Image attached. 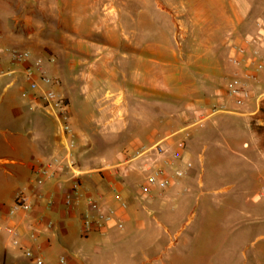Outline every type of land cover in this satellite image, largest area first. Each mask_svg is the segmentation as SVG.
Returning a JSON list of instances; mask_svg holds the SVG:
<instances>
[{
  "label": "rangeland",
  "instance_id": "rangeland-1",
  "mask_svg": "<svg viewBox=\"0 0 264 264\" xmlns=\"http://www.w3.org/2000/svg\"><path fill=\"white\" fill-rule=\"evenodd\" d=\"M73 2L74 13L66 15L77 19L76 27L70 24L55 32L70 41H82L88 51L78 55L71 49L57 61L41 58L48 74L59 81L60 88L58 84L53 88L67 101L73 135H84L80 149L89 151L92 166L153 142L149 134L157 130L160 134L176 131L174 138L184 139L180 150L192 167L179 191L162 198L144 199L138 194L140 175L117 177L123 180L126 195L122 199L132 216L123 224L127 234L118 238L117 228L112 229L106 243L85 241L79 233L76 243L69 245L57 239L52 261L63 259L67 264L84 242L82 254L92 260L101 255L103 264H264V165L245 146L246 142L252 145L254 115L240 114L243 108L235 110L239 114L212 111L232 71L231 44L241 42L263 17L264 0ZM42 34L47 41L46 31ZM72 57L83 59L74 72ZM21 86L28 87L20 81L0 89L1 115L6 113L7 101L18 105ZM176 89L180 94H174ZM186 101L204 105L205 110L193 114L184 109ZM135 104L140 109L137 121L147 125L134 123ZM113 105L130 108L125 110L127 125L120 134L107 132L111 124L105 122L114 114H107L106 108ZM184 113L191 116L183 118ZM36 115L52 134V118ZM94 124L96 136L91 134ZM8 127L0 123V129ZM258 135L264 149V136ZM34 164L38 167L43 162ZM37 179L34 171L28 178L0 171V264H36L27 250L13 245L4 227L19 217L8 213L12 194L28 192L27 184ZM34 254L42 264H51L40 252ZM85 260L80 255L78 262L93 264Z\"/></svg>",
  "mask_w": 264,
  "mask_h": 264
},
{
  "label": "crops",
  "instance_id": "crops-1",
  "mask_svg": "<svg viewBox=\"0 0 264 264\" xmlns=\"http://www.w3.org/2000/svg\"><path fill=\"white\" fill-rule=\"evenodd\" d=\"M73 1L74 0H0V31L2 33V35H0V68L15 70L12 75L0 76V89L6 90L9 86L15 85L20 81L26 83L21 73L22 64L11 62L7 55L6 49L14 48L12 46H19L22 49L30 50L33 57H41L44 55L47 58L55 59V61H57V58L60 55L65 56V54L70 53L71 49L74 50L73 53L76 51L78 55L82 54L84 49L88 51V49L84 48V43L82 41H70L65 35L56 34L55 32L57 29L70 28L71 25L76 27L75 24H77V19L75 20L74 16L69 18L66 15L70 12L74 13L75 3ZM9 15H13V18H10ZM16 15L20 16L17 17ZM42 31H46L47 41L42 39ZM256 31L257 29L254 25L252 31L247 34H253ZM258 57L264 61V44L259 48ZM73 60L76 61V64H72L71 72H74L76 67H78L77 65L83 61L82 57H75ZM230 69H233L231 64ZM259 79V83L252 84L251 97L240 107L245 110L244 113L240 114L250 116L259 113V107L264 98V96H260L261 92L264 91V71L260 72ZM21 90L23 92L20 101L17 102L18 105L12 104L9 100L4 105L6 113H4V115L0 114V123L6 124L7 127L9 125L8 128L0 129V171L19 178H28L35 168V161L44 162L52 155L64 154L65 145L63 144V139L58 130V123L52 116L45 113L42 100L39 97H36L40 95L41 88L39 87L37 89L36 96L33 95V92H27L25 86H21ZM176 92H174V94H180L177 89ZM1 97L2 93L0 92V104ZM10 98L15 100L14 96H11ZM224 98L223 91L220 102H222ZM129 109L130 108L128 107L126 110L125 107H122L121 105H113L106 108L107 114L108 111L111 114H114V117H109L105 122L106 124H111L110 129L107 131L108 134H120L123 131V127L127 125L124 121L125 110L128 112ZM184 109L196 114L204 111L205 106L199 104L195 105L190 101H186L184 103ZM138 110H140L139 105L135 104L132 108V117L135 124L142 125L141 123L144 121H137L140 116ZM235 110L227 112L239 114V112ZM36 113H43L49 118H52V134H50V131L48 132L47 123L40 121ZM189 116H191V113L183 114V118ZM255 123L264 124V121L261 118H256ZM144 124L147 125L148 122H144L143 125ZM187 125L179 128L178 131H183L185 127H188ZM175 132L176 131L164 132L160 134L157 130H152L149 134L150 137H152L150 141L162 139L171 135L170 139L175 142L178 139H181L174 138ZM91 134L93 136L98 134V129L95 124L91 127ZM250 136L252 139V145L246 142L245 146L254 151L255 157L259 160L258 164L264 165V149L260 145V136L253 131H251ZM83 137L84 135L82 134L73 135L74 146L72 149L75 159L80 163V166L87 171L80 179V192L82 196L92 194L96 197L97 202L105 209L107 207L113 208L116 216L123 220V224L126 221H130L132 217L131 213L121 205L120 201L111 190V185L116 184L120 189L121 194L126 195L123 180H117V177H114L109 171H98L99 166H92V161L88 157L89 151L87 149L86 151L80 149V141ZM139 145L141 144L136 145L135 148ZM120 157H122V154L118 155V158ZM7 163L12 164V167H5L4 164ZM67 176V172L62 171L55 180H44L39 184L37 182L31 183L27 184L26 187L28 192L38 191L44 194L54 195L53 204L49 209L45 208L44 199H41L31 211L32 216L44 213L47 217H50L54 221L52 229H40L39 231L33 232L27 227L28 219L21 217H18L11 222L20 230V246L23 247L20 249H30L33 252H40L51 264L66 263V260L60 262L61 259L56 262L52 261L51 256L53 251L57 249L56 246H58L57 239L62 241L64 245H69L71 243H76L75 239L79 233L82 235L81 238L85 241L99 239L106 243L110 239L112 229L117 228L116 226L106 225L102 231H91L89 233L82 232L81 219L83 211L87 206L83 197L78 200V203L74 208H67L63 204V194L69 187ZM125 176L126 178L137 176V173L136 171H126ZM184 179L185 178L181 179L178 183L173 184L165 192L163 197H167L168 194L174 190L179 191V188L185 182ZM135 188L138 192L137 185ZM14 194L15 192L12 194V203ZM143 197H145L144 199L162 198V196L156 195ZM135 211V208L131 209V212ZM116 230H118V238H123L127 234L122 229L117 228ZM83 246L84 242L81 247ZM62 247L63 249H66L68 246ZM81 247L80 249L83 250ZM96 247L97 246L94 247V251H96ZM80 249L74 252V257L70 258L67 264H84V262H78L80 255L82 259H86L85 261L87 263L103 264V257L101 255L92 260V258H89L85 253L82 254ZM98 253L101 254L100 251ZM130 257H133V251L130 252Z\"/></svg>",
  "mask_w": 264,
  "mask_h": 264
},
{
  "label": "built area",
  "instance_id": "built-area-1",
  "mask_svg": "<svg viewBox=\"0 0 264 264\" xmlns=\"http://www.w3.org/2000/svg\"><path fill=\"white\" fill-rule=\"evenodd\" d=\"M257 31L246 34L241 42L231 44L232 53L229 55V63L233 69L224 85V100L213 105L212 111H234L244 105L252 94V84L259 83V74L264 71V61L258 57L259 48L264 44V13L263 17L255 22ZM9 60L22 64L21 73L27 83V92L36 91L40 87L39 97L43 102L45 113L52 116L58 123V130L65 145L62 155H52L41 166L34 168L38 174L37 183L44 180H55L59 173L66 171L69 187L64 192L62 201L67 208H74L78 200L83 197L86 209L83 211L81 228L83 233L102 231L106 225L123 228V220L116 216L111 207L106 209L97 202L92 194L82 196L80 192L81 176L87 171L73 155V132L69 121V107L65 98L56 91L53 86L58 84L57 78L51 77L41 57H33L28 49H6ZM14 69L0 68V76L12 75ZM260 96H264V91ZM184 131V129H183ZM187 136L188 133L185 132ZM171 135L155 140L149 144H141L133 150H124L122 157L115 160H105L98 167V171H109L114 177H125L126 171H136L140 175L137 183L138 192L143 196H162L175 183L185 178L191 170L192 162L183 155L181 148L185 147L184 139L173 142ZM112 192L116 195L121 205L125 207L120 189L116 184L111 185ZM44 199L45 208L49 209L53 204L54 195L35 192H16L13 203L8 211L9 216L18 215L28 219L27 227L31 231L40 229L50 230L54 221L44 213L31 215L39 200ZM1 230V227H0ZM4 231L12 236L13 245H20V230L14 223H8ZM20 248H23L20 246ZM32 255V262L42 264V259L32 250L26 249ZM34 254V255H33ZM64 260L61 259L60 262Z\"/></svg>",
  "mask_w": 264,
  "mask_h": 264
},
{
  "label": "trees",
  "instance_id": "trees-1",
  "mask_svg": "<svg viewBox=\"0 0 264 264\" xmlns=\"http://www.w3.org/2000/svg\"><path fill=\"white\" fill-rule=\"evenodd\" d=\"M256 118H261L264 121V98L262 99L261 105L259 107V113L254 115L253 119L255 120ZM253 129L257 134H261L264 136V124H256L254 122Z\"/></svg>",
  "mask_w": 264,
  "mask_h": 264
},
{
  "label": "bare ground",
  "instance_id": "bare-ground-1",
  "mask_svg": "<svg viewBox=\"0 0 264 264\" xmlns=\"http://www.w3.org/2000/svg\"><path fill=\"white\" fill-rule=\"evenodd\" d=\"M108 13H109V14H110V13H113V11H112V10H109Z\"/></svg>",
  "mask_w": 264,
  "mask_h": 264
}]
</instances>
